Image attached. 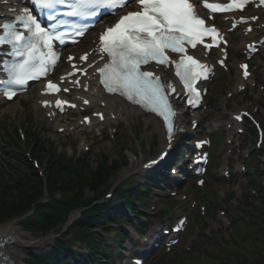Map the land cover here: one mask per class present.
I'll return each mask as SVG.
<instances>
[{"label": "snow or ice", "instance_id": "obj_1", "mask_svg": "<svg viewBox=\"0 0 264 264\" xmlns=\"http://www.w3.org/2000/svg\"><path fill=\"white\" fill-rule=\"evenodd\" d=\"M32 6L53 21L52 28L42 26L32 11L25 8L16 22L0 25V46H10V57L20 58L19 62H0V73L7 76L3 95L12 99L17 93L12 86L24 88L31 80L45 76L50 63L58 57L53 50L54 41H63L64 29H72L69 35L83 36L89 25L85 20H97L107 12L118 14L130 4L138 5V10L121 16L118 22L106 29L99 38V52L109 59L98 69L100 83L109 93H118L127 101L155 113L163 118L169 147L175 135L182 131L174 124L176 112L170 103L166 90L176 89L162 83L152 71L142 70L143 66L155 62L157 65H174L175 74L189 94V103L195 106L200 99V92L195 84L200 79H207L211 69L188 55L186 45L195 48L203 44L211 48L217 44L221 33L215 27L206 26L194 7L193 0H30ZM248 0H231L227 6L205 4L212 12L243 10ZM264 5V0H259ZM66 7L67 12L60 9ZM68 18H78L75 23ZM255 19V18H253ZM98 22V21H97ZM246 22V21H245ZM16 24L23 26L30 35L25 36L16 30ZM95 25L93 24L92 27ZM251 31V28L248 29ZM212 43L205 44V38ZM226 43V41H225ZM253 47V46H250ZM169 53L179 54V60H171ZM104 56H101L103 59ZM69 59H72L71 57ZM80 59L86 60L87 54ZM223 63V61H220ZM243 76L248 77V65H241ZM49 91H59L56 84L49 82ZM68 91V89H64ZM60 101L56 106L61 107ZM87 103V101H85ZM75 107V105H71ZM103 118L101 114V119ZM241 117L237 116L236 119ZM167 153H162L163 159ZM152 163H156L153 161Z\"/></svg>", "mask_w": 264, "mask_h": 264}, {"label": "trees", "instance_id": "obj_2", "mask_svg": "<svg viewBox=\"0 0 264 264\" xmlns=\"http://www.w3.org/2000/svg\"><path fill=\"white\" fill-rule=\"evenodd\" d=\"M0 124V129H4L3 124ZM34 156L38 157L41 162L49 159L46 164V175L49 180L48 189L50 193L60 191L64 195L63 201H51L49 204L39 203L42 196L41 179L33 165L27 162L19 153L14 165L11 167L13 175L8 178L9 182L5 181L6 178L4 176L0 178V222L22 217L32 210V205L35 204V214L27 218L23 222V225L31 232L40 231L41 233H46L59 224L73 209L90 204V201L86 200L84 190L87 188L95 191L107 179L108 171L106 166H108V162L106 160L105 164H99L94 172H86L84 169L85 164L80 165L81 167L63 165L61 162L55 160L51 151L45 148L37 147L34 151ZM116 166L117 163L111 168H115ZM75 190L77 191L73 195L72 193ZM135 192V189L131 190L128 194L129 198L133 197ZM96 211L105 216L110 213L103 208H97ZM101 220L100 215L92 218L85 213L76 224L79 227L77 233L85 234L89 232L90 230L85 228V225ZM95 242L93 239L92 245L94 250H96L94 246ZM227 245L225 249L226 259L222 260L223 257L212 259L209 256L207 263L264 264V215L253 219L251 228L245 232L242 240L236 243V245L232 243ZM57 246L48 252L31 257L28 264H60L64 258H73L72 255H69L67 243L65 244L63 240H60ZM59 250H63L64 255Z\"/></svg>", "mask_w": 264, "mask_h": 264}, {"label": "rangeland", "instance_id": "obj_3", "mask_svg": "<svg viewBox=\"0 0 264 264\" xmlns=\"http://www.w3.org/2000/svg\"><path fill=\"white\" fill-rule=\"evenodd\" d=\"M30 100H31V96L29 95V96L25 97L23 100H21V103H23L24 101L26 103H28V102H30ZM29 104H31V102ZM32 108H33V110H35L34 106H32ZM2 116L8 120H11V122L15 123L16 125L21 124L22 123L21 121L25 119L24 110L21 107V104L19 105L18 102L10 104L5 109L1 110L0 111V118ZM214 118L216 120H220V121L225 120V118L222 117L219 113H216ZM35 121H36V123L42 122L41 116L40 115L36 116ZM138 131H139L137 133V139L138 140L127 139V141H126L125 138H122V139H118L116 141V143H112L108 140H103V141L98 142L93 147V154H92L91 163H90L91 168L96 167V161H97V158L99 157L100 154H106V156H108L110 158V160H116L118 155H120V156L122 155L121 151H119V147H121L120 145L123 143L122 141H125L126 142V150H125L124 154H126V156L128 158V162L130 164H129V167L127 169H124L122 171L123 173L120 174V177H123L121 175L138 176L139 171H137V169H138L137 163L140 162L141 160L145 161V160L151 159L152 157H154L157 154V152L160 149V144L157 143V139H154L151 132L146 131L143 128H140ZM151 131L156 132L154 127L151 128ZM52 141L55 143V145L57 147L63 148V144L68 145V144H70V142L76 143L78 145L80 142V138L68 137L66 135H61V136H54L52 138ZM143 148H145V149H143ZM240 184H241V181H239L238 186H240ZM235 185H237V182L235 183ZM223 188L225 190H227L228 186L225 184ZM87 192H89V191L85 190L86 194H87ZM239 192H240V194H243V192L241 190H239ZM114 198H112V199H114ZM233 198H234V200L239 199L237 197V195L233 196ZM104 200H107V198H105V196H104ZM31 214H32V212L28 213L26 216H29ZM24 218H21L19 220L15 219L13 221L0 224V227H3L4 225H8V224L19 225V223L22 220H24ZM18 228H19L21 233L28 235L29 237H33L36 240L43 238L42 233L40 231H38L37 235H34L31 233L22 231L20 229V227H18ZM54 234L57 235V233H54ZM12 245L8 244V245H6V248L7 249L11 248L10 246H12ZM46 249H48V248L46 247L44 249H27V250L24 249L23 253L21 254V261H20L21 264H24L23 261L28 254H33V253L35 254V253L41 252V250H46Z\"/></svg>", "mask_w": 264, "mask_h": 264}, {"label": "bare ground", "instance_id": "obj_4", "mask_svg": "<svg viewBox=\"0 0 264 264\" xmlns=\"http://www.w3.org/2000/svg\"><path fill=\"white\" fill-rule=\"evenodd\" d=\"M239 81H240V76L238 73ZM237 86V85H236ZM126 105L123 104L121 106L114 100H108L107 103V108L109 110H120L119 113L122 114L123 118H127L129 114V110H127ZM135 115H138L137 110H133ZM150 118V116H149ZM148 118V120H150ZM153 121H150V123ZM154 123V122H153ZM158 123H154L156 125L157 129L159 132L163 133V130L160 126L157 125ZM161 135V134H160ZM164 136V133H163ZM163 145H165V141L163 140ZM0 247L3 248L5 244H9L10 242H13L11 240L10 236L14 237L17 243L15 244H10L11 248L6 249V253L2 256L3 263L4 264H10V261L12 260L11 264H21V254L23 253L24 249H38V248H44L48 243H50L49 240H44V239H34L33 237H29L28 235H25L20 232L18 229L17 225L14 224H8L4 225L3 227H0ZM2 250H5L4 248Z\"/></svg>", "mask_w": 264, "mask_h": 264}]
</instances>
